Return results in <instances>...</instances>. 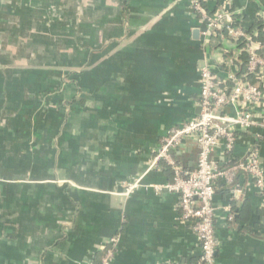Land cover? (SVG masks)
<instances>
[{"label": "crops", "instance_id": "crops-1", "mask_svg": "<svg viewBox=\"0 0 264 264\" xmlns=\"http://www.w3.org/2000/svg\"><path fill=\"white\" fill-rule=\"evenodd\" d=\"M227 1L244 29L264 17V0ZM203 28L191 0H0V264H101L113 247L111 264H198L177 195L153 189L174 177L152 163L199 117L201 69L226 77ZM256 150L264 171L262 128L213 158ZM173 155L194 170L197 137ZM215 187V264H264V189L243 173Z\"/></svg>", "mask_w": 264, "mask_h": 264}, {"label": "built area", "instance_id": "built-area-1", "mask_svg": "<svg viewBox=\"0 0 264 264\" xmlns=\"http://www.w3.org/2000/svg\"><path fill=\"white\" fill-rule=\"evenodd\" d=\"M209 1L191 0L196 17L204 26L201 32L204 43L211 32L218 31L225 34L227 44L230 40L243 39L245 45L231 56L225 47L218 48L213 55L217 64L226 70L225 78H221L210 63L201 69L199 117L171 128L152 163V167H157L164 161L172 168L173 181L153 189L177 195L181 218L189 222L200 241L198 264H215L218 245L215 184L223 181L231 186L237 175L243 173L256 188L264 189V171L257 150L227 167H220L213 158L218 148H223L227 155L233 154L239 133L253 134L256 129H264V116L259 114V108L264 105V41L255 40L241 24H237L236 12L227 0H223L212 12L206 5ZM242 52L247 57L245 72L239 69ZM229 108H233L234 112H228ZM189 136L197 137L198 157L195 169L185 171L174 159L173 151ZM139 187V181L125 183L124 195H130ZM229 219L232 220L233 215ZM114 251V247L107 250L101 264H111Z\"/></svg>", "mask_w": 264, "mask_h": 264}, {"label": "trees", "instance_id": "trees-1", "mask_svg": "<svg viewBox=\"0 0 264 264\" xmlns=\"http://www.w3.org/2000/svg\"><path fill=\"white\" fill-rule=\"evenodd\" d=\"M219 2V5L222 4L221 2L223 0H217ZM237 24H241L242 20L247 19L245 16L236 13L234 15ZM247 34H249L250 36H252L255 40H259V41H264V19L263 18H257L255 20V23L249 28V29H244ZM224 38H225V34L223 32H211L208 36V38L205 41V46L204 48L206 50H214L220 47L224 46ZM245 45V41L243 39H239L237 41L234 40H230L229 44H227L226 46H224L228 51H230L229 56L233 55V52L237 51V50H241ZM239 59L241 60L242 64H239V69L241 72H245V66H246V61H247V57L246 54L242 52V54L239 56ZM240 134H246V133H239L238 136L240 137ZM174 159L176 160V162L183 167V169L186 171V166L183 165V163H181L180 159L177 158L176 156H174ZM163 161H161L160 165H162L163 169L168 172L170 174V176L173 175L174 177V173L172 171V168L167 165L165 162L164 164L162 163ZM236 162L231 163L230 165L235 164Z\"/></svg>", "mask_w": 264, "mask_h": 264}]
</instances>
